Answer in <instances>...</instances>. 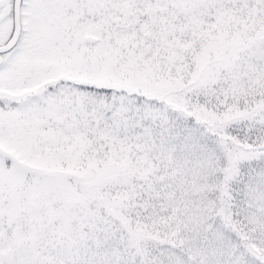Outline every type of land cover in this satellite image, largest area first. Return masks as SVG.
Listing matches in <instances>:
<instances>
[{
  "label": "snow or ice",
  "instance_id": "6c2138e0",
  "mask_svg": "<svg viewBox=\"0 0 264 264\" xmlns=\"http://www.w3.org/2000/svg\"><path fill=\"white\" fill-rule=\"evenodd\" d=\"M0 264H264V0H0Z\"/></svg>",
  "mask_w": 264,
  "mask_h": 264
}]
</instances>
